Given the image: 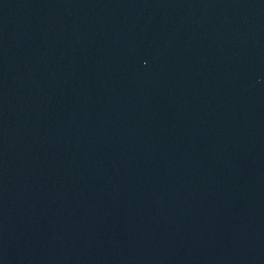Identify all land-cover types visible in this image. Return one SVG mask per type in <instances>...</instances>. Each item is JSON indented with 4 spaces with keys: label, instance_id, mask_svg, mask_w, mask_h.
I'll use <instances>...</instances> for the list:
<instances>
[{
    "label": "water",
    "instance_id": "obj_1",
    "mask_svg": "<svg viewBox=\"0 0 264 264\" xmlns=\"http://www.w3.org/2000/svg\"><path fill=\"white\" fill-rule=\"evenodd\" d=\"M0 264H264V0H0Z\"/></svg>",
    "mask_w": 264,
    "mask_h": 264
}]
</instances>
